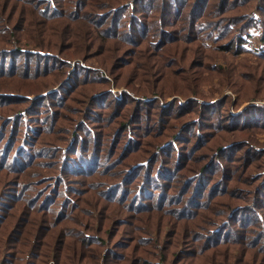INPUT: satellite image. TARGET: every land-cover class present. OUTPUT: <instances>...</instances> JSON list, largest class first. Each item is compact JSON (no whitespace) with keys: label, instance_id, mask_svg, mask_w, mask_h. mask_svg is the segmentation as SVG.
I'll list each match as a JSON object with an SVG mask.
<instances>
[{"label":"trees","instance_id":"trees-1","mask_svg":"<svg viewBox=\"0 0 264 264\" xmlns=\"http://www.w3.org/2000/svg\"><path fill=\"white\" fill-rule=\"evenodd\" d=\"M251 1L0 0V77L25 83L0 92V264H264V52L234 63L247 28L264 27ZM75 128L77 148L109 158L104 171L67 154ZM47 132L56 142L39 155ZM169 132L172 163L147 161L142 148ZM142 167L138 191L159 195L133 222L97 211L110 188L136 196Z\"/></svg>","mask_w":264,"mask_h":264},{"label":"rangeland","instance_id":"rangeland-1","mask_svg":"<svg viewBox=\"0 0 264 264\" xmlns=\"http://www.w3.org/2000/svg\"><path fill=\"white\" fill-rule=\"evenodd\" d=\"M251 3L252 4L254 3V5L257 3L258 6H264V1L263 0H252ZM247 13H248V11H247ZM249 13H251L252 16L253 15L255 16L257 14H261V13H259V11L256 8V6H254V8L251 10V12L249 11ZM261 17H262V19H264V13L261 14ZM263 22H264V20H263ZM263 28L264 27H262V23H258V24L254 25V26L248 27L247 28V35H246V38H245L246 51L240 52L237 55V59L235 58V60H234V57L232 56V53H227L226 56L228 58H230L231 60H234V63L236 65H238L240 62H244L242 60L243 58H250V57L255 58L257 55L260 54V52H264V40L261 39L262 35L264 33V29ZM207 44L209 45V48L214 47V41L213 40L208 39L207 40ZM17 60H19V59H17ZM214 63L215 64L222 63L221 58L216 59L214 61ZM16 78L17 79L8 80V77H0V92L20 91V89L25 88L23 86L25 83L22 81V78L20 76H17ZM40 80L44 83V77L41 76ZM28 84H30V83H28ZM28 90L29 91H26V92L33 93L35 88L34 89H28ZM119 90H121V89H119ZM228 92L232 93L231 97H233L235 99L236 95L233 93V91L229 90ZM251 93H252V91H251ZM261 95L262 94H258L256 99L260 103H264V98H261L260 97ZM175 96H177V95H170L168 98H169V100H172ZM179 96H180V99H181V97H183L181 95H179ZM190 97H193V96H190ZM47 99L50 100V97H47ZM46 101L47 100H44L42 102H46ZM247 103L248 102L243 103L244 104L243 106L247 105ZM163 104L166 105V102H164ZM20 107H24V105L22 104ZM0 113H1L2 116L9 114L6 111L5 106H3V105L0 107ZM198 119L200 120V123H203L201 117H198ZM45 122H46L45 120H42L41 122H39V125H41L42 128H49V126H47L45 124ZM1 123L2 122L0 120V125H1ZM34 123H36V122H34ZM2 127L0 128V131L2 130ZM192 127H194V126H192ZM76 129L77 128H75L73 131H71L69 133V136L65 137L64 138L65 140L62 141L63 147H64L65 151L67 152V154H72L73 157H80V156H83V155L88 154V153L94 154V153H91V152L97 147V144L83 143V147L82 148H77L76 147V144L73 142L74 138L76 137V133H75ZM7 132H9L8 129H7ZM81 134L82 135L84 134V130L81 131ZM170 134L171 133L169 132L165 137H163L161 139V141L156 143L153 147L150 144H148V145L145 144L146 146H144L142 148V152L143 153H148L147 161L150 159V157H153V155H151L152 153L158 152L159 155H157V157H158L159 161H161L162 164L163 163H169V162L172 163L171 157L173 155H176L177 152H173L174 154H171V152L174 149L180 150L181 148L178 146L179 144L174 142V138L170 137ZM44 137H46L45 141H47V142L43 143L41 141V148L42 149L40 150L39 155H44L46 153L45 152L46 150H43V147H44V145L48 146L49 145V141H55L56 142L55 136L52 133L51 134H49V132L44 133L42 135V139ZM237 137H239V135ZM255 138H257L259 140L256 143V145H260L261 148H264V130H257L256 133H255ZM229 139H231V138L226 139V141L229 140ZM4 143H5V140L2 143V146L0 147V150H3ZM173 143H175V144H173ZM71 145L73 147L72 151H70L71 153H68L69 147ZM26 146H27L26 148H30L31 147V145L29 143H26ZM93 147H94V149H93ZM65 156H67V155H65ZM89 156L91 157L94 165L96 167L99 166L102 169L101 171H104L106 168H108V166H109V158L108 157L104 156V158L101 159L96 154L89 155ZM177 156L180 157V155H177ZM137 157L139 159H141V160H139L141 163H144V164L148 163L144 159V155H138ZM260 162H262V161H260ZM153 163H156V162L154 161ZM72 165H74V164H71V166H69V167H72ZM259 167H260V169H263V171H264V164L263 163H261L259 165ZM146 170L147 169H145L144 167L139 168L134 173V175L130 176V177H133V176H137L138 175V178H135L136 183H134V185H133V187H136V191H135V195L137 196V203L136 204H135V202H136V198L135 197L136 196H134V194H130V196H124V194L122 193L123 191L127 190V187H128V185L126 183H124L120 187L110 188L109 190H107L104 193L103 197L100 196L99 194L97 195L98 199H100V198L102 199L101 203L104 205L102 208H100V210H98L99 209L98 208L97 211H99L100 213L107 212L108 214L115 213V216L118 214V212H121V215H123V217H125V219H127L129 222H133L135 220V216L130 214L131 213L130 209L134 205L137 207V206H140V205H142L144 203H147L149 201V198H148L149 192L159 195L158 190H156L155 187L152 188V186L150 188H147L146 191L144 193H142V194L140 193L141 191H138V187H140V184L142 185V181L148 178L146 173H148L150 170H148V171H146ZM135 174H137V175H135ZM5 175H6L5 178L9 179V178L14 177L16 175V173L7 172ZM101 175H103V174L99 173L97 175V177H100ZM169 175H171V174L168 173L166 176L169 177ZM67 177H69V179H72L71 180L73 182V188L72 189H77L79 191H83L85 189V184H83V180L85 179V177L83 175L73 173V174H68ZM33 178H35V177H33ZM148 181L149 180H147V183H148ZM121 194H123V197H122L123 201L125 199H127L126 203L124 204L125 207L118 203V199H119ZM82 195H84V193ZM110 198H113V199L116 198V202L110 201L109 200ZM155 200L157 201V198ZM139 215L141 216V214H139ZM175 221H179V220H175ZM205 223H207V222H204V224ZM189 225L193 226L190 222H189ZM129 228H130L129 226H122L121 230L125 231V230H127ZM48 264H55V260L54 259L50 260L48 262Z\"/></svg>","mask_w":264,"mask_h":264}]
</instances>
